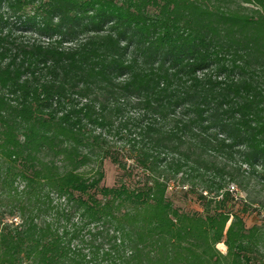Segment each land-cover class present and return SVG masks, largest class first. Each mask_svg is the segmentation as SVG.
<instances>
[{
	"label": "trees",
	"instance_id": "obj_1",
	"mask_svg": "<svg viewBox=\"0 0 264 264\" xmlns=\"http://www.w3.org/2000/svg\"><path fill=\"white\" fill-rule=\"evenodd\" d=\"M232 186L264 210V0H0V264H264Z\"/></svg>",
	"mask_w": 264,
	"mask_h": 264
},
{
	"label": "rangeland",
	"instance_id": "obj_2",
	"mask_svg": "<svg viewBox=\"0 0 264 264\" xmlns=\"http://www.w3.org/2000/svg\"><path fill=\"white\" fill-rule=\"evenodd\" d=\"M116 143V142H115ZM119 146V144L117 142ZM116 144V145H117ZM128 168L136 169V166L133 164L131 160H128ZM104 170H105V179L103 181V184L107 185L108 187H113L115 185H118L121 180L134 184V180L137 181V174L135 175L136 178L134 179L133 177H128V175H125V172L121 169L118 168L110 159H106L104 162ZM136 173L141 174L142 170H135ZM186 190V189H185ZM181 185H178V183H174L172 187L169 190V195L174 199L175 205L182 207L183 209L187 210H203V207L201 204L195 200V196L190 195L188 198L184 196V191H185ZM238 191L236 196L237 199L235 202L232 203V208L235 212L239 213L242 215L245 219L247 227H252L255 224H262L264 223V210L256 208L257 206H252L250 207L248 212H244L243 208L245 207V199L247 197V194L243 191ZM264 241V239H262ZM218 249L226 254L228 252V247L225 243L221 242L217 245ZM256 249V250H255ZM257 250H261L264 252V244L261 243L259 245H255L252 247V249L248 250L249 254L252 256L257 254Z\"/></svg>",
	"mask_w": 264,
	"mask_h": 264
},
{
	"label": "built area",
	"instance_id": "obj_3",
	"mask_svg": "<svg viewBox=\"0 0 264 264\" xmlns=\"http://www.w3.org/2000/svg\"><path fill=\"white\" fill-rule=\"evenodd\" d=\"M233 190H237V188L235 186H232Z\"/></svg>",
	"mask_w": 264,
	"mask_h": 264
}]
</instances>
